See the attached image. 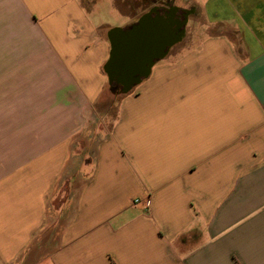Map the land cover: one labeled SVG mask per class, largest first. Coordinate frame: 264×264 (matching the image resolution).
Listing matches in <instances>:
<instances>
[{
	"label": "crops",
	"instance_id": "obj_1",
	"mask_svg": "<svg viewBox=\"0 0 264 264\" xmlns=\"http://www.w3.org/2000/svg\"><path fill=\"white\" fill-rule=\"evenodd\" d=\"M103 1L0 0V264H264V0H190L108 129Z\"/></svg>",
	"mask_w": 264,
	"mask_h": 264
},
{
	"label": "water",
	"instance_id": "obj_2",
	"mask_svg": "<svg viewBox=\"0 0 264 264\" xmlns=\"http://www.w3.org/2000/svg\"><path fill=\"white\" fill-rule=\"evenodd\" d=\"M185 12L183 23L177 24L176 28L159 23V19H153L148 13L130 28H113L109 31L111 50L104 71L113 94L131 92L150 74L153 65L163 59L171 47L182 41L193 11L185 9Z\"/></svg>",
	"mask_w": 264,
	"mask_h": 264
},
{
	"label": "rangeland",
	"instance_id": "obj_3",
	"mask_svg": "<svg viewBox=\"0 0 264 264\" xmlns=\"http://www.w3.org/2000/svg\"><path fill=\"white\" fill-rule=\"evenodd\" d=\"M113 3L115 8L112 6ZM154 3H171L180 9L194 10V12L189 17L187 26L185 28L187 36L190 34L191 30L200 28V25L203 23V19L198 14L196 6H194L190 0H105L100 3V15L97 16V18L100 22L103 21L105 24L113 28H124L128 25L137 23L138 19L142 15L146 14L152 8ZM213 8H215V6H213ZM183 40L179 44H185V40ZM108 92L110 97H106L109 99L103 100L101 105L103 113H106V116L102 118V125H104L106 129L111 127L113 118L116 116L118 111V104L123 96V94H113L110 90ZM85 162L90 163L91 160H84V162L82 160V164ZM83 167L86 168L84 164ZM90 168V165H87V168L83 171L85 175L89 173Z\"/></svg>",
	"mask_w": 264,
	"mask_h": 264
},
{
	"label": "flooded vegetation",
	"instance_id": "obj_4",
	"mask_svg": "<svg viewBox=\"0 0 264 264\" xmlns=\"http://www.w3.org/2000/svg\"><path fill=\"white\" fill-rule=\"evenodd\" d=\"M191 11L194 12V10H191ZM148 13L151 14V17L153 19L155 18L159 19V23H164L169 26L172 25V28H176L177 24L183 23L185 19V15H186L185 9H180L179 7H176L172 5L171 3H166V4L154 3L152 5V8L146 14ZM132 25H129L125 28H128V27L130 28ZM182 28H179V29L181 30Z\"/></svg>",
	"mask_w": 264,
	"mask_h": 264
},
{
	"label": "trees",
	"instance_id": "obj_5",
	"mask_svg": "<svg viewBox=\"0 0 264 264\" xmlns=\"http://www.w3.org/2000/svg\"><path fill=\"white\" fill-rule=\"evenodd\" d=\"M129 28V27H128Z\"/></svg>",
	"mask_w": 264,
	"mask_h": 264
}]
</instances>
